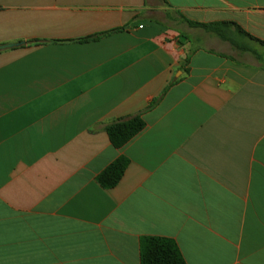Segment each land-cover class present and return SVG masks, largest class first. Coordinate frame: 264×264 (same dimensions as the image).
Masks as SVG:
<instances>
[{
  "label": "crops",
  "instance_id": "obj_1",
  "mask_svg": "<svg viewBox=\"0 0 264 264\" xmlns=\"http://www.w3.org/2000/svg\"><path fill=\"white\" fill-rule=\"evenodd\" d=\"M253 39L264 0H0V264H141L148 238L187 264H264ZM135 116L116 149L106 127Z\"/></svg>",
  "mask_w": 264,
  "mask_h": 264
},
{
  "label": "trees",
  "instance_id": "obj_2",
  "mask_svg": "<svg viewBox=\"0 0 264 264\" xmlns=\"http://www.w3.org/2000/svg\"><path fill=\"white\" fill-rule=\"evenodd\" d=\"M215 26L216 25L205 26L204 28L216 31ZM107 34L108 33H103L79 41H96ZM253 40L264 46V42L257 39ZM145 128L146 122L141 117L135 116L129 120L116 121L108 125L106 127V132L111 144L116 149H122L142 133ZM128 165L129 160L125 156L120 157L98 175L97 182L104 189L109 190L115 188L121 182ZM141 264L187 263L173 241L163 238H148L143 241L141 247Z\"/></svg>",
  "mask_w": 264,
  "mask_h": 264
}]
</instances>
